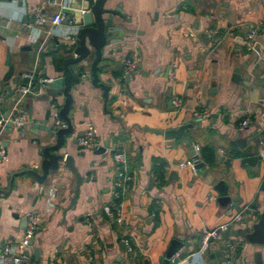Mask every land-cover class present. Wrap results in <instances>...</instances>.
<instances>
[{"label":"crops","instance_id":"crops-1","mask_svg":"<svg viewBox=\"0 0 264 264\" xmlns=\"http://www.w3.org/2000/svg\"><path fill=\"white\" fill-rule=\"evenodd\" d=\"M60 1L0 0V78L11 63L27 56L25 45L47 33L76 30L81 11L90 6L85 0H67L72 23L34 22L37 7L50 19L60 10ZM118 5L124 16L114 17L115 35L122 39L105 46L100 62V77L110 84L106 109L101 89L89 78L74 79L71 88L74 130L66 138V151L84 176L76 205L62 214L75 185V176L62 162L42 183L27 174L15 175L9 192L0 194V247L7 239L16 240L27 224L24 217L34 214L39 228L29 251L32 264H143L146 258L149 264H161L160 257L177 237L183 246L169 264H211V248L214 264H224L226 238L236 243L232 264H254L258 252L264 262V245L245 239L254 223L250 214L232 221L246 206L260 213L264 209V0L107 2ZM250 29L257 30V49L245 43ZM208 30L215 32L214 41L206 36ZM126 54L135 65L129 75ZM57 75L49 66L43 77ZM51 99L60 107L64 97H28L19 108L23 127L4 129L0 189H9L14 173L38 169L41 146L33 139L44 131L33 121L43 118L46 109H51L49 123L55 120ZM201 110L210 115L185 133L203 163L192 169L180 163L193 157V149L180 138H165L151 129L177 127ZM88 128L100 145L78 149L77 137ZM240 138L253 145L257 162H241ZM106 141L108 146L100 148ZM118 151L125 153L121 166L114 159ZM219 180L226 184V205L218 201L221 193L214 184ZM104 205H113V216ZM223 224L228 229L210 241L205 255L198 253L203 231Z\"/></svg>","mask_w":264,"mask_h":264},{"label":"water","instance_id":"water-1","mask_svg":"<svg viewBox=\"0 0 264 264\" xmlns=\"http://www.w3.org/2000/svg\"><path fill=\"white\" fill-rule=\"evenodd\" d=\"M90 6L83 9L80 14V21L75 31L68 35H59L57 33H47L40 37L35 43L25 45L22 50L27 51V56L21 61L11 63L0 78V119H3V127L1 133V144L6 146V141L3 138V131L6 127H12V122L7 119L14 108H20L25 102V99L35 95L39 99L49 98L62 94L64 97L63 103L58 107L57 118L49 123L51 109H46L43 118L34 119L33 125L37 129L44 131L43 135H38L33 139L40 145L41 161L38 169H24L10 176L9 189H0V194H7L12 187L13 178L15 175L27 174L37 182H44L50 173L56 172L61 167V162L75 176V185L73 195L69 200L68 205L63 210L66 211L76 205L79 187L84 176H82L75 166L74 157L66 151L67 136L71 135L74 130L72 120L70 118V110L74 103L71 94V88L74 79L81 81L89 78L91 83L101 89L102 98L106 109V103L109 96L110 84L103 81L100 73L104 70V65L100 62L104 60L103 53L107 44H116L122 37L115 35V16L123 17V12L118 6H107L108 0H85ZM254 48L257 49V46ZM129 58L126 54L124 60ZM49 66L59 75L51 78L50 81L40 82L39 79L46 74ZM236 74H240V68L234 69ZM28 74H32L29 76ZM234 75L238 76V75ZM129 75V74H127ZM30 87L29 91L22 94V87ZM54 98V97H52ZM51 99L50 103L56 104ZM1 111L3 113L1 114ZM62 123L63 125L58 124ZM196 125H201V119L185 120L179 126L168 128L165 130L151 129L155 132L162 133L165 138H180L186 145L193 149L194 146L190 136L185 133ZM73 141H76L73 140ZM241 147L240 154L242 155L241 162H257L259 156L252 154V144H246V138H240L236 143ZM108 146V141L103 147ZM83 148L82 145L78 149ZM2 157V156H0ZM203 166L200 160H197L196 168ZM152 184V181H151ZM215 188L221 193L218 201L222 205L229 202V197L225 194L226 184L219 180L214 184ZM25 222L27 217H24ZM245 239L249 243L264 245V209L261 212L257 221L251 225V230L245 234ZM212 241V238L210 239ZM183 246L182 238L171 239L167 250L160 257L161 264H169L171 257L181 250ZM215 249H210V262L214 264ZM37 253V250L35 251ZM254 264H264L260 252L256 253L253 258ZM143 264H149V260L144 259Z\"/></svg>","mask_w":264,"mask_h":264},{"label":"built area","instance_id":"built-area-1","mask_svg":"<svg viewBox=\"0 0 264 264\" xmlns=\"http://www.w3.org/2000/svg\"><path fill=\"white\" fill-rule=\"evenodd\" d=\"M49 3H56L55 1H48ZM58 5L60 6V10L55 13L50 19H47L40 13V8L37 7L34 11V22L38 25H42L45 22H49L50 24H59L62 22L72 23L73 18L69 13V10H71V6L69 5L67 0H61ZM257 35V30L250 29L247 34L244 37L245 43L247 45L248 49L254 48V41ZM206 36L214 41L215 38V32L208 30L206 31ZM125 64V72L126 74L132 71L135 67L134 61L130 60L129 58L124 60ZM29 76H32V74H28ZM51 78L49 77H41L39 79L40 82L43 81H50ZM30 87H22L21 91L22 94H25L27 91H29ZM173 103L175 106L180 104V99H174ZM52 109L54 110V118H57V112L58 107L56 104L51 105ZM210 115V112L207 110H201V111H194L193 117L194 119H204L207 118ZM9 119L13 126L20 130L24 125V117L20 113L19 108H14L13 111L10 113ZM246 122H243L245 124ZM61 125V123L58 124ZM2 127H3V119H0V156H3L5 154V148L1 144V133H2ZM77 141L80 145L87 148L92 147H98L100 145V142L96 138L95 133L91 128H88L82 135H79L77 137ZM195 156H193L191 159H188L187 161L180 163V165H189L192 167V169H195L198 157V148H194ZM262 157L264 158V153H262ZM114 159L117 165L121 166L125 163V153L123 151L115 152ZM122 174V173H120ZM129 178V177H126ZM115 197L117 198L119 196L118 192L114 193ZM113 205H104L103 210L108 213L110 216L114 215V209L112 207ZM117 209V207L115 208ZM248 212L250 214V219L255 222L258 220L260 216V211L253 207V206H246L243 210H240L237 212L233 218L232 221H240L245 219L244 213ZM114 219L117 221H121L120 216H114ZM39 228V218L37 215L29 214L28 220L25 228L21 232L20 236L16 239H7L3 242L2 246L0 247V264H32L31 257H30V248H31V241L34 237L35 232ZM228 229V224H223L220 227H217L216 229L208 230L205 229L203 231L201 245L198 248V253H201L205 255L208 252L209 246H210V239H214L216 237L220 236L221 231H225ZM125 245L130 249V243L127 239H124ZM236 243L233 239H225L223 248H222V254H223V262L224 264H232L234 256L232 255L235 251ZM91 259V258H89ZM173 261V260H172ZM179 261L173 262V264H179Z\"/></svg>","mask_w":264,"mask_h":264}]
</instances>
